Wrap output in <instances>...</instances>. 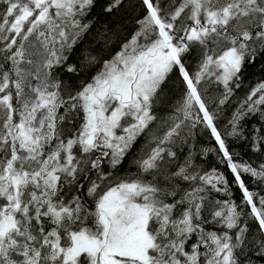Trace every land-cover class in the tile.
<instances>
[{
    "label": "snow or ice",
    "instance_id": "1",
    "mask_svg": "<svg viewBox=\"0 0 264 264\" xmlns=\"http://www.w3.org/2000/svg\"><path fill=\"white\" fill-rule=\"evenodd\" d=\"M256 63L264 0H0V264H264V188L245 179L264 186V162H237L228 140L264 158V122L244 132L264 121V79L218 125ZM198 127L231 180L181 157ZM141 140L136 175L120 177Z\"/></svg>",
    "mask_w": 264,
    "mask_h": 264
},
{
    "label": "trees",
    "instance_id": "2",
    "mask_svg": "<svg viewBox=\"0 0 264 264\" xmlns=\"http://www.w3.org/2000/svg\"><path fill=\"white\" fill-rule=\"evenodd\" d=\"M134 15H140L139 9H137ZM122 19V23L120 20ZM110 23H115L118 30H121V38L128 36L131 30L134 28V24L130 18H113ZM86 54V53H85ZM108 55L107 52L104 54ZM78 59V57H77ZM196 57L193 55L188 60V66L192 71L196 69ZM95 72V68L89 69L83 72L80 76H74L71 79L65 77V83L72 86L73 88H79L86 80H88L91 75ZM264 79V63H256L254 66L250 67L245 73V78L241 84V88L236 90L235 96L232 98L229 105L223 107L219 113L218 125L222 132H225L229 128L228 121L231 119L233 112L239 106L240 102L244 99L246 93L253 87L257 82ZM209 93L213 96H219V88L216 85L209 86ZM184 92V86L181 83V80L178 76L174 75L172 77V83L169 85L168 98L171 100V104L168 105V108H173L181 100V97ZM167 115V113H165ZM262 121L259 116H249L244 121V132L246 137L254 135L253 130L258 128ZM189 142L183 145H177L176 147L180 148L181 157H186L190 155V159L195 160L197 166L201 170H211L218 169L220 172L228 175L229 180L232 179L229 170L221 160V158L216 155L214 151H209L207 155H201L205 149H210L214 141L203 127H198L193 130V134L188 138ZM230 142L231 151L237 154V162L251 163L254 166L259 165L261 162H264V158L260 157V154L255 152L250 139H234L228 137ZM146 144L143 140L138 141L137 146L134 147V155L126 157L125 163L121 166L118 175L120 177L126 176H135L137 173L136 165L133 160L135 157L143 155ZM246 182L250 190L260 192L264 186L258 184V182L251 177H245ZM220 199H225L223 196H219ZM232 198L239 201L240 192L235 185L232 186Z\"/></svg>",
    "mask_w": 264,
    "mask_h": 264
},
{
    "label": "rangeland",
    "instance_id": "3",
    "mask_svg": "<svg viewBox=\"0 0 264 264\" xmlns=\"http://www.w3.org/2000/svg\"><path fill=\"white\" fill-rule=\"evenodd\" d=\"M126 177H129V176H126ZM132 177H134V176H132Z\"/></svg>",
    "mask_w": 264,
    "mask_h": 264
}]
</instances>
